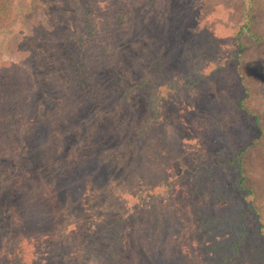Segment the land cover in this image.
<instances>
[{
    "label": "rangeland",
    "instance_id": "obj_1",
    "mask_svg": "<svg viewBox=\"0 0 264 264\" xmlns=\"http://www.w3.org/2000/svg\"><path fill=\"white\" fill-rule=\"evenodd\" d=\"M146 1L137 0L122 13L116 10L119 4L99 0L95 16L100 23L91 21L95 26L91 29L80 24L82 5L75 0H13L10 11L0 17V63H16L31 77L23 116L28 141L38 148V161L30 167L28 152L20 154L14 181L31 178L21 172L32 171L33 165L48 194L51 188L56 218L57 232L43 241L36 264H117L119 256L120 264H180L182 250L191 252L193 264H207L204 251L209 240L192 213L179 210L184 204L179 197H189L191 212L210 204L212 185L209 181L196 197L187 169L193 161L235 153L247 145L252 146L245 155L249 177L264 217V157L253 143L259 129L251 117L234 108L244 96L251 107L264 108V45L243 36L240 54L233 43L246 2ZM252 2L254 29L264 34V0ZM115 14H124L125 20L112 30ZM104 18L110 20L105 23ZM68 35L74 42L87 40L77 52L91 61L94 84L88 89L82 90L72 79L62 50ZM207 37L217 39L223 54L234 60L217 79L191 85L195 76L182 50ZM153 43L164 48L166 62L175 67V80L181 84L171 82L166 88L163 123L149 118L147 99L128 82L133 80L132 64H141V58L152 53ZM109 46L108 55L111 50L113 57L108 62L100 53ZM135 51L139 56L132 57ZM180 74L188 76L182 80ZM119 84L129 90L127 100ZM12 152L8 148L0 157L1 167H7ZM66 179H77L85 189L79 202L59 189ZM228 204L224 200L212 207ZM127 209L134 216L123 230L120 246L103 241L91 247L99 225Z\"/></svg>",
    "mask_w": 264,
    "mask_h": 264
},
{
    "label": "trees",
    "instance_id": "obj_2",
    "mask_svg": "<svg viewBox=\"0 0 264 264\" xmlns=\"http://www.w3.org/2000/svg\"><path fill=\"white\" fill-rule=\"evenodd\" d=\"M79 5L80 20L85 28L91 29L96 26L95 10L100 5L99 0H75ZM119 4L122 13H127L129 7L137 3V0H110ZM161 0H147L149 3H158ZM246 2L245 17L243 23L239 24L234 30V45L241 54L244 43L241 38L250 36L257 45H264V34L254 29L255 6L252 0ZM95 2V6L93 5ZM164 2V0H162ZM13 0H0V17L10 11ZM125 6V7H124ZM128 9V10H127ZM127 10V11H126ZM97 13V12H96ZM86 16V18H84ZM113 22L109 27L114 30L118 25L124 23V14H115ZM110 20L109 18H104ZM93 22V25L91 23ZM81 25V26H82ZM55 29L52 31V33ZM56 32V31H55ZM215 37V36H214ZM214 37H207L202 41L183 48L182 53L187 57L188 64L191 66V74H194V82L191 85L202 84L205 81L215 80L226 70L228 63L234 58H227L219 45V41ZM73 35L65 38L64 54L71 66V76L76 80L77 85L88 89L91 85L92 66L91 61L83 58L82 51L77 52L80 47L87 46V40L73 41ZM112 40V44L116 43ZM115 47V45H112ZM227 46V44H223ZM101 49L102 58L111 61L113 52L108 49ZM99 48H103L102 45ZM149 50L152 52L141 58V64H132L131 74L133 80L128 79L129 83H134L141 95L147 99L148 116L152 121L164 122L163 103L168 98L167 91L169 84L181 85L176 78L175 67L170 66L165 59L164 48L157 43L151 44ZM87 55L88 51L84 50ZM139 54L135 51L132 57ZM140 59V58H132ZM0 63V157L6 153L8 148L13 152L11 161L7 167L0 166V264H36L41 260L38 250H43L42 244L46 238L57 232L56 218L51 200V188L46 189V185L36 178L34 166L32 171L21 172L23 176L30 175L28 180L15 183L14 176L20 170V154L26 150L28 153L27 164L38 161L35 159L38 148L35 142L28 141V125L25 120L24 110L27 105L31 77L23 72L19 65ZM151 72L152 76L148 75ZM189 73V75H190ZM181 79H185L187 74H180ZM170 81V82H167ZM167 82V83H166ZM121 84H119V87ZM122 87V86H121ZM167 88V89H166ZM122 96L127 100L129 90L121 88ZM245 91L250 88L245 86ZM247 96L249 94H246ZM91 98V97H90ZM33 104V103H32ZM237 112L243 111L253 119L259 129V135L254 139V144L261 147L264 157V108L258 110L251 107L246 102L245 96L241 101L234 103ZM252 146H245L235 153L221 152L210 155L207 158L193 161L187 169L193 179L196 197H201L202 190L207 187L210 181L211 196L209 203L204 204L190 211L189 197L183 195L179 198L184 202L179 207L181 212L192 216L197 222L198 227L208 238L205 246V261L207 264H264V217L258 204V194L249 177L247 168L246 154ZM27 168L30 169V168ZM64 184L60 183L61 190L69 194V199H76L77 202L85 196V189L79 184L77 179H66ZM206 185V186H205ZM193 189H191L193 191ZM229 200L230 204L225 208L214 209L212 204L219 201ZM72 204V203H71ZM122 212L116 218L106 220L99 225L94 235L91 247L96 246V242L106 241L108 244L114 243L120 246L123 238V230L128 222L133 219L134 212L130 209ZM190 218V217H189ZM254 221V225L252 222ZM43 254V251H42ZM207 255V256H206ZM120 256L117 264H120ZM180 264H193L194 259L190 251H181L179 258ZM43 263V262H42Z\"/></svg>",
    "mask_w": 264,
    "mask_h": 264
}]
</instances>
